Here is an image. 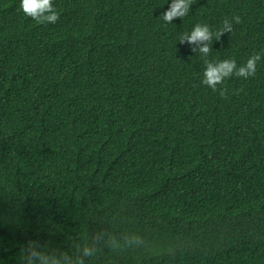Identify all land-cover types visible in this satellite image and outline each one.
Here are the masks:
<instances>
[{
    "label": "trees",
    "instance_id": "1",
    "mask_svg": "<svg viewBox=\"0 0 264 264\" xmlns=\"http://www.w3.org/2000/svg\"><path fill=\"white\" fill-rule=\"evenodd\" d=\"M170 3L53 0L37 24L0 0V264L101 229L145 246L88 264H264V0H194L165 25ZM233 15L207 59H262L224 99L178 36Z\"/></svg>",
    "mask_w": 264,
    "mask_h": 264
},
{
    "label": "clouds",
    "instance_id": "2",
    "mask_svg": "<svg viewBox=\"0 0 264 264\" xmlns=\"http://www.w3.org/2000/svg\"><path fill=\"white\" fill-rule=\"evenodd\" d=\"M194 0H171L168 9L160 16L165 25L171 24L174 19L186 17ZM20 9L23 13L36 21L37 24H55L60 18V12L53 5V0H20ZM242 23L239 15L231 19L225 18L222 26L212 31L209 25L197 23L191 32H183L178 36L180 44L187 43L191 51L199 53L204 58L205 69L201 83L213 92H218L220 97L228 98L227 87H218L226 79L233 76L248 79L255 76L257 64L262 59L261 53H253L247 61L238 66L235 59L209 60L207 57L212 52L213 37L219 41L225 33L233 32V25ZM239 91V90H238ZM145 240L134 233L117 236L106 230H96L90 235H85L83 241L71 240L70 250L52 248L47 243L30 239L21 249L19 254L20 264H88L104 248L113 251L137 249L145 246Z\"/></svg>",
    "mask_w": 264,
    "mask_h": 264
}]
</instances>
